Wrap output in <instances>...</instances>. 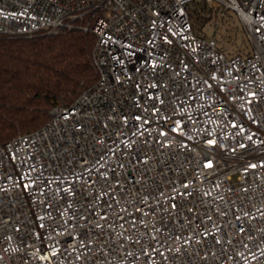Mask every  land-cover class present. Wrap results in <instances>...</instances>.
Here are the masks:
<instances>
[{
  "label": "built area",
  "instance_id": "1",
  "mask_svg": "<svg viewBox=\"0 0 264 264\" xmlns=\"http://www.w3.org/2000/svg\"><path fill=\"white\" fill-rule=\"evenodd\" d=\"M86 16L96 84L0 143V264H264V0H0V36Z\"/></svg>",
  "mask_w": 264,
  "mask_h": 264
},
{
  "label": "trees",
  "instance_id": "2",
  "mask_svg": "<svg viewBox=\"0 0 264 264\" xmlns=\"http://www.w3.org/2000/svg\"><path fill=\"white\" fill-rule=\"evenodd\" d=\"M189 14L196 32L210 25L212 35L232 26L229 18H219L204 2L195 1ZM94 18L86 16L56 34L32 37L0 36V143L29 134L45 126L55 107H69L98 80L93 61L97 38L92 32ZM231 51L243 53V47Z\"/></svg>",
  "mask_w": 264,
  "mask_h": 264
},
{
  "label": "rangeland",
  "instance_id": "3",
  "mask_svg": "<svg viewBox=\"0 0 264 264\" xmlns=\"http://www.w3.org/2000/svg\"><path fill=\"white\" fill-rule=\"evenodd\" d=\"M235 22L232 26H238L237 30H233L230 26L228 31H224L226 27L219 28L216 37L219 41H222L224 45L228 48V50L233 52L234 50L238 49L239 45L243 47L248 43L247 36L244 32V29L241 27L240 23L233 18ZM206 31L209 36H211L214 32V27L212 25L206 27Z\"/></svg>",
  "mask_w": 264,
  "mask_h": 264
}]
</instances>
